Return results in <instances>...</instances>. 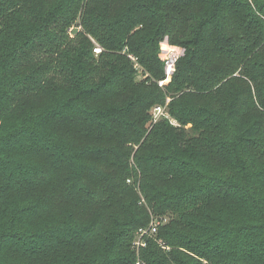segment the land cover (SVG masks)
<instances>
[{"label":"trees","instance_id":"1","mask_svg":"<svg viewBox=\"0 0 264 264\" xmlns=\"http://www.w3.org/2000/svg\"><path fill=\"white\" fill-rule=\"evenodd\" d=\"M139 261L264 264V0H0V264Z\"/></svg>","mask_w":264,"mask_h":264},{"label":"built area","instance_id":"2","mask_svg":"<svg viewBox=\"0 0 264 264\" xmlns=\"http://www.w3.org/2000/svg\"><path fill=\"white\" fill-rule=\"evenodd\" d=\"M94 52L98 55L102 52L100 47H96ZM183 57V51L179 48L172 47V46H164L161 53V60L164 64V71H165V80L160 82V86H163L166 84L169 80L172 79L177 64L179 60ZM164 108L161 106L156 107L153 110V115L155 120L160 118L162 115H164ZM157 223H152V226L149 230H143L139 233L138 239L134 243L135 248L145 247L146 243L144 240V237L148 235V233L152 234L156 232Z\"/></svg>","mask_w":264,"mask_h":264},{"label":"rangeland","instance_id":"3","mask_svg":"<svg viewBox=\"0 0 264 264\" xmlns=\"http://www.w3.org/2000/svg\"><path fill=\"white\" fill-rule=\"evenodd\" d=\"M75 29H76V28L74 27V30H75ZM81 29H82V26L78 27V30H81ZM70 34H71V36H70L71 38H74V37H75L74 33L72 34V33L70 32ZM166 45H167V46H172V47H176V48L181 49V50L183 51V57H184V55H185V53H186V50H185L183 47H180V46H177V45H173V44H171V42L169 41L168 37H166L165 40H164L163 42H161V44H160V54H159L160 59H161L162 49H163V47L166 46ZM161 61H162V60H161ZM135 67H136V69H137V71H138V81H143V80H145V79L147 78V75H146V74L144 75V72H143L141 66L136 65ZM164 80H165V79H164ZM171 81H172V80H169V81H168L166 84H164V85L169 84ZM159 85H160V83H159ZM164 85H163V86H164ZM163 108H164V112H165L166 107H163ZM157 121H158V119H157ZM157 121L154 120L153 123L155 124ZM171 121H172V123H173L174 125L179 126V124H178L177 122H175L174 120H171ZM191 127H192L191 125H188L187 129H189V128H191ZM152 223H156V222L153 221ZM157 224H159V223H157ZM137 239H138V238H137ZM139 263H140V261H139ZM140 264H141V263H140Z\"/></svg>","mask_w":264,"mask_h":264}]
</instances>
